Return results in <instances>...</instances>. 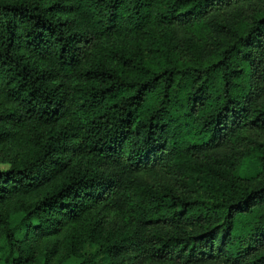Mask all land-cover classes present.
Returning a JSON list of instances; mask_svg holds the SVG:
<instances>
[{"label":"trees","instance_id":"1","mask_svg":"<svg viewBox=\"0 0 264 264\" xmlns=\"http://www.w3.org/2000/svg\"><path fill=\"white\" fill-rule=\"evenodd\" d=\"M52 258L264 264V0H0V264Z\"/></svg>","mask_w":264,"mask_h":264},{"label":"rangeland","instance_id":"2","mask_svg":"<svg viewBox=\"0 0 264 264\" xmlns=\"http://www.w3.org/2000/svg\"><path fill=\"white\" fill-rule=\"evenodd\" d=\"M257 171V164L254 160L246 158L241 161L239 174L242 176H251ZM39 246L41 247L42 241L38 242ZM78 260L76 258H68L64 261H58L56 258H52L49 261V264H77Z\"/></svg>","mask_w":264,"mask_h":264}]
</instances>
